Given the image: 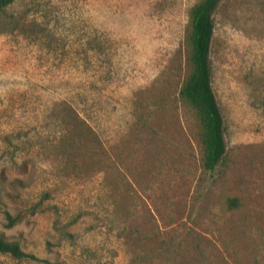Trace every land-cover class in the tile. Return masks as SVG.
Returning a JSON list of instances; mask_svg holds the SVG:
<instances>
[{
  "label": "rangeland",
  "instance_id": "1",
  "mask_svg": "<svg viewBox=\"0 0 264 264\" xmlns=\"http://www.w3.org/2000/svg\"><path fill=\"white\" fill-rule=\"evenodd\" d=\"M197 1L0 10V234L37 259L0 264H264V0L212 15L214 171L179 95Z\"/></svg>",
  "mask_w": 264,
  "mask_h": 264
},
{
  "label": "trees",
  "instance_id": "2",
  "mask_svg": "<svg viewBox=\"0 0 264 264\" xmlns=\"http://www.w3.org/2000/svg\"><path fill=\"white\" fill-rule=\"evenodd\" d=\"M13 0H0V10ZM220 0H198L188 11L190 31L186 40L189 44L188 72L183 80L179 95L194 112L199 124V139L202 146V165L214 171L224 161L227 148L224 139V122L216 96L211 86L210 49L214 30L213 12ZM227 206L238 207L237 198H228ZM10 224L12 220L9 218ZM0 253L22 260H37L25 253L20 244L0 234Z\"/></svg>",
  "mask_w": 264,
  "mask_h": 264
}]
</instances>
